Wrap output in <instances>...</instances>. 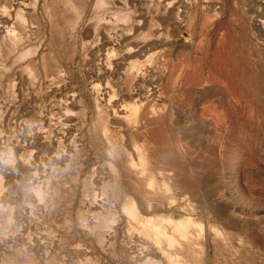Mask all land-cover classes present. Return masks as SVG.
I'll return each mask as SVG.
<instances>
[{"label":"rangeland","instance_id":"374dc122","mask_svg":"<svg viewBox=\"0 0 264 264\" xmlns=\"http://www.w3.org/2000/svg\"><path fill=\"white\" fill-rule=\"evenodd\" d=\"M173 260L264 264V0H0V264Z\"/></svg>","mask_w":264,"mask_h":264},{"label":"bare ground","instance_id":"6f19581e","mask_svg":"<svg viewBox=\"0 0 264 264\" xmlns=\"http://www.w3.org/2000/svg\"><path fill=\"white\" fill-rule=\"evenodd\" d=\"M23 3V2H22ZM21 5V4H20ZM27 8V7H26ZM16 16H17V13L15 14ZM21 18V17H20ZM7 20V19H6ZM9 20V19H8ZM7 20V21H8ZM6 23V22H5ZM230 25V24H229ZM5 26V25H4ZM13 33V32H12ZM231 33H230V30L228 31V38H231V35H230ZM9 39V38H8ZM226 39H227V37H226ZM10 42V41H9ZM229 42V41H228ZM13 43V42H12ZM230 45H232V43L230 44ZM234 45V44H233ZM143 47H145L144 45H141V46H139V48L137 49V51H143ZM230 47V46H229ZM231 50L232 51H234L235 50V48L234 47H232L231 48ZM232 53V52H231ZM230 53V54H231ZM235 53V52H234ZM240 56H242V55H240ZM234 57H237V54H236V56H234ZM239 57V56H238ZM241 58H243V57H241ZM240 58V59H241ZM246 59V58H245ZM237 60V59H236ZM242 60V59H241ZM247 60V59H246ZM242 61H245V60H242ZM247 62V61H246ZM240 63V62H239ZM245 63V62H244ZM248 63V62H247ZM242 64V63H241ZM243 66H245L244 64H242ZM247 66V65H246ZM241 69H243V68H241ZM43 119V118H42ZM38 130V129H37ZM40 131V130H39ZM33 133H35V132H33ZM37 134L38 133H36V136H37ZM22 136V135H21ZM24 136V135H23ZM25 137V136H24ZM40 138V137H39ZM27 139V138H26ZM26 139H25V141H26ZM41 139V138H40ZM39 139V140H40ZM24 141V142H25ZM27 141H28V139H27ZM26 141V142H27ZM29 143V142H28ZM131 207H129L128 209H127V214H129L133 219H137V218H139V217H136V211H134V207L132 206V205H130ZM126 208V207H125ZM124 211H126L125 209H124ZM193 219V218H192ZM191 219V217H184V218H182V219H180V220H178V221H176V223L175 224H177V231L182 235V236H185L186 234H187V230H188V227L190 226V225H193V224H195V221H193ZM138 220V219H137ZM140 220H142V222H141V224H142V226H144V225H152V226H154L155 228H156V226H157V224H156V226H155V222H152L153 220H151V219H148V220H145V219H140ZM140 220H138L139 222H140ZM137 221V222H138ZM163 223V222H162ZM161 224V223H160ZM202 226V225H201ZM131 227V226H130ZM172 228V227H171ZM156 229H158V228H156ZM168 229V228H167ZM146 230V229H145ZM129 231V230H128ZM156 231V230H155ZM175 231V230H174ZM173 232V231H172ZM189 232V231H188ZM109 233V232H108ZM175 233V232H174ZM160 234V233H159ZM172 234V233H171ZM110 239V238H109ZM159 239V238H158ZM171 239V238H170ZM160 240V239H159ZM172 240V239H171ZM157 241V240H156ZM159 242V241H158ZM172 242H174V241H172ZM107 243V242H106ZM157 243V242H156ZM148 244V243H147ZM158 244V243H157ZM169 245H170V243H169ZM158 246H159V244H158ZM142 247H144V246H142ZM133 249V248H132ZM141 249V248H140ZM149 249V248H148ZM89 250V249H88ZM91 250V249H90ZM89 250V251H90ZM129 250V249H128ZM143 250V249H142ZM153 250V249H152ZM155 250V249H154ZM158 250V249H157ZM133 251V250H132ZM149 251H151V250H149ZM86 252V251H85ZM134 253L136 252V249L133 251ZM154 253V252H153ZM159 253V252H158ZM176 253V252H175ZM87 254V253H86ZM90 254V253H89ZM137 254V253H136ZM140 255V254H139ZM144 255H145V253H144ZM151 255V254H150ZM153 255V254H152ZM157 255V254H156ZM135 257V256H134ZM140 257H142V256H140ZM155 257H157V256H155ZM138 258V257H137ZM149 258V257H148ZM139 259V258H138ZM143 258H141L140 260H142ZM150 259V258H149ZM160 259V258H159ZM165 259V258H164ZM145 260V259H144ZM162 260V259H161ZM172 260V259H171ZM170 262V261H169ZM173 262H174V260H173ZM171 264V263H170ZM174 264H175V262H174Z\"/></svg>","mask_w":264,"mask_h":264}]
</instances>
